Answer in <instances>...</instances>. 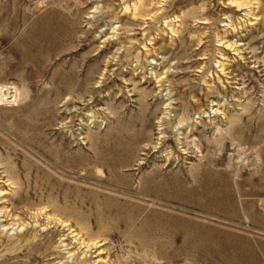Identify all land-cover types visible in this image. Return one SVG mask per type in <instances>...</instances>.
<instances>
[{"label":"rangeland","instance_id":"374dc122","mask_svg":"<svg viewBox=\"0 0 264 264\" xmlns=\"http://www.w3.org/2000/svg\"><path fill=\"white\" fill-rule=\"evenodd\" d=\"M0 264H264V0H0Z\"/></svg>","mask_w":264,"mask_h":264}]
</instances>
